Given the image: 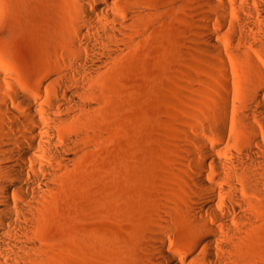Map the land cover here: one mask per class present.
<instances>
[{"label":"bare ground","instance_id":"1","mask_svg":"<svg viewBox=\"0 0 264 264\" xmlns=\"http://www.w3.org/2000/svg\"><path fill=\"white\" fill-rule=\"evenodd\" d=\"M77 1L80 24L59 34L49 24L45 60L34 59L43 73L36 88L0 67V264H38L31 256L38 242L30 221L49 205L62 172L83 147V128L99 109L97 80L129 50L145 13L138 7L136 17L124 15L111 0L90 12L87 0ZM193 1L200 18L198 68L212 76L214 91H204L209 103L194 134L184 132L191 171L179 211L169 209L173 199L161 186L155 189L160 209L145 233L142 264H254L250 254L262 237L257 226L264 204V91L237 74H255L264 83V73L251 50L229 48L264 45V0ZM17 22L13 16L1 20L0 36L14 34ZM216 23L231 30L222 36L226 42ZM239 125L249 133L243 130L235 142Z\"/></svg>","mask_w":264,"mask_h":264},{"label":"rangeland","instance_id":"2","mask_svg":"<svg viewBox=\"0 0 264 264\" xmlns=\"http://www.w3.org/2000/svg\"><path fill=\"white\" fill-rule=\"evenodd\" d=\"M111 1L124 15L136 17L138 7L145 13L129 50L97 80L99 109L83 128V147L62 172L49 205L29 220L38 242L31 256L38 264H142L145 233L160 209L155 189L161 186L172 197L170 210L183 204V180L191 171L184 132L194 134L209 103L207 92L214 91L208 84L212 76L198 68L199 7L193 0ZM77 5V0H0V21L13 16L19 23L14 34L0 36V67L36 88L43 73L34 59L45 60L49 24L58 34L80 24ZM85 6L100 12L103 0H87ZM214 29L223 41L231 33L218 23ZM230 46L251 50L264 73L262 43ZM234 60L247 67L243 59ZM237 76L264 91L255 74ZM243 130L249 133L239 125L235 142H241ZM261 199L264 203V192ZM260 214L262 237L250 254L254 264H264V204ZM179 244L186 246L183 239Z\"/></svg>","mask_w":264,"mask_h":264}]
</instances>
